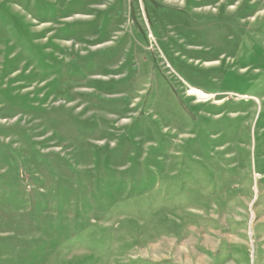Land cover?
Returning <instances> with one entry per match:
<instances>
[{
    "label": "rangeland",
    "instance_id": "obj_1",
    "mask_svg": "<svg viewBox=\"0 0 264 264\" xmlns=\"http://www.w3.org/2000/svg\"><path fill=\"white\" fill-rule=\"evenodd\" d=\"M0 264H264V0H0Z\"/></svg>",
    "mask_w": 264,
    "mask_h": 264
},
{
    "label": "bare ground",
    "instance_id": "obj_2",
    "mask_svg": "<svg viewBox=\"0 0 264 264\" xmlns=\"http://www.w3.org/2000/svg\"><path fill=\"white\" fill-rule=\"evenodd\" d=\"M205 98V97H204Z\"/></svg>",
    "mask_w": 264,
    "mask_h": 264
}]
</instances>
